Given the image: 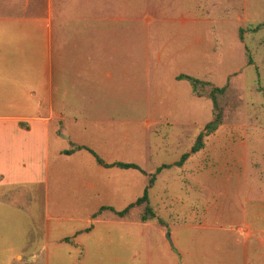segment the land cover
I'll return each mask as SVG.
<instances>
[{
    "label": "rangeland",
    "instance_id": "obj_1",
    "mask_svg": "<svg viewBox=\"0 0 264 264\" xmlns=\"http://www.w3.org/2000/svg\"><path fill=\"white\" fill-rule=\"evenodd\" d=\"M31 5L29 15L39 13L44 28L51 23L52 45L46 59L45 51L42 56L53 64L56 107L79 120L67 129L81 136L82 115L87 116L102 124L87 127L86 140L103 151L118 147L110 160H132L152 174L173 166L163 171L153 208L161 212L165 179L179 173L174 165L214 119L208 94L218 87L226 88L219 97L223 125L205 138L194 166L206 175L210 165L233 167L217 177L228 190L218 196L219 206L239 193L243 204L253 201L249 210L255 205L264 215V0H31ZM180 75L212 87L199 97ZM184 184L178 196L187 208L202 212L207 189L188 176ZM134 213L140 217L139 210ZM253 224L264 229V218ZM258 256L264 264V248ZM251 262L256 264L255 254Z\"/></svg>",
    "mask_w": 264,
    "mask_h": 264
},
{
    "label": "crops",
    "instance_id": "obj_2",
    "mask_svg": "<svg viewBox=\"0 0 264 264\" xmlns=\"http://www.w3.org/2000/svg\"><path fill=\"white\" fill-rule=\"evenodd\" d=\"M31 8V0H0V264H252L251 254L261 264L264 229L253 220L264 215L239 193L219 206L228 190L218 176L233 167L210 165L206 175L194 166L199 152L165 179L156 219L115 213L144 195L153 174L105 168L86 149L65 153L83 146L105 164H135L110 160L115 145L103 151L86 140L87 127L101 122L82 115L81 136L67 129L79 120L54 102L53 64L45 62L51 23L44 28ZM187 176L208 191L202 212L178 196Z\"/></svg>",
    "mask_w": 264,
    "mask_h": 264
},
{
    "label": "trees",
    "instance_id": "obj_3",
    "mask_svg": "<svg viewBox=\"0 0 264 264\" xmlns=\"http://www.w3.org/2000/svg\"><path fill=\"white\" fill-rule=\"evenodd\" d=\"M263 27V24L259 25L256 30H259ZM243 33V31H242ZM243 39V37L241 38ZM250 62L251 59H250ZM178 80H184V79H188L191 81L192 87H193V93L196 94L199 97H203V93L205 94V88L207 86L212 87V85L210 83H207L205 81L199 80V79H194V78H190L184 75H180L178 78ZM201 90H203V92H201ZM226 92V88H218V87H212L211 92L208 94V98L212 101L213 103V107H214V112H215V117L214 119L208 123L205 127V130L202 134L199 135V137L197 138L191 153L185 154L181 161L179 163H176L174 166H182L193 154H196L198 152H200L203 148H204V140L205 138H207L209 135L217 132L219 130V128L223 125V119H224V113L223 111L220 109V105H219V97L223 96ZM86 149L88 150L90 153H92L98 163L102 166H104L105 168H120V169H134V170H139L143 173H145L143 171V169L137 165V164H132V163H122V162H118V163H114V164H105V162L96 155L95 152H93L91 149H89L88 147H83V146H79V147H74V149L66 151V154H73L76 151L79 150H83ZM172 165H163L162 167L158 168L157 173L151 175L150 180H149V184L147 189L144 192V195L139 198L137 200L136 203L131 204L130 206H128L126 209H124L123 211H119V212H115L120 218H124L126 217L128 214H130L133 211L139 210V214L142 215V222L145 223L147 221H151L156 219V213L154 211V209L152 208V206L150 205V200H149V190L150 188L153 187V185L156 182V176L158 173H160L161 171L165 170V169H169L171 168ZM104 210V209H102ZM102 212V211H101Z\"/></svg>",
    "mask_w": 264,
    "mask_h": 264
}]
</instances>
